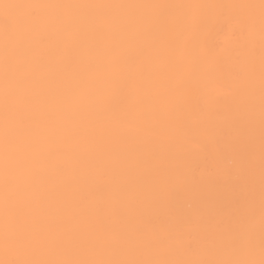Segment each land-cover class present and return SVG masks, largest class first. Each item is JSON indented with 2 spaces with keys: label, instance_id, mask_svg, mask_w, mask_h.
<instances>
[{
  "label": "snow or ice",
  "instance_id": "snow-or-ice-1",
  "mask_svg": "<svg viewBox=\"0 0 264 264\" xmlns=\"http://www.w3.org/2000/svg\"><path fill=\"white\" fill-rule=\"evenodd\" d=\"M226 71L222 141L192 101ZM0 264H264V0H0Z\"/></svg>",
  "mask_w": 264,
  "mask_h": 264
},
{
  "label": "bare ground",
  "instance_id": "bare-ground-1",
  "mask_svg": "<svg viewBox=\"0 0 264 264\" xmlns=\"http://www.w3.org/2000/svg\"><path fill=\"white\" fill-rule=\"evenodd\" d=\"M25 2H78V0H25ZM111 2H162V3H209V4H230L249 3L258 0H111ZM211 19L209 28L215 30L216 51L223 53V62L226 67H230L234 58L240 53L243 45L241 36L242 25L237 22L236 16L243 13H230L224 10L221 16L218 10L209 13ZM204 91L198 95L192 103L196 108L194 120L206 121L209 129L214 131L220 140L226 139L229 132V125L232 110L235 107V98L229 92L230 76L227 71L202 83ZM222 113L218 117L217 113ZM192 131H198L193 129ZM203 139V137H201ZM178 151L183 154L181 160L185 178L192 183L193 169L196 163L199 164V171L195 173L196 178L207 179L212 172L211 158L205 160L197 158L192 154V143L190 139H183L177 146ZM194 202L193 197L185 198L184 206L189 207Z\"/></svg>",
  "mask_w": 264,
  "mask_h": 264
}]
</instances>
